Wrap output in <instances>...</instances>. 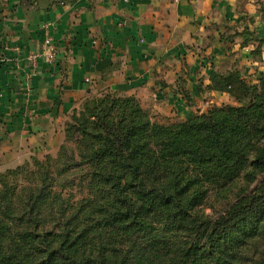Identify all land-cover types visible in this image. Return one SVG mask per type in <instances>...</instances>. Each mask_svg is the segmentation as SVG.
I'll return each instance as SVG.
<instances>
[{
	"label": "trees",
	"instance_id": "1",
	"mask_svg": "<svg viewBox=\"0 0 264 264\" xmlns=\"http://www.w3.org/2000/svg\"><path fill=\"white\" fill-rule=\"evenodd\" d=\"M225 75L211 71L212 88L232 93ZM261 88L247 105L173 125L153 121L134 96L94 100V128L82 133L87 167L74 175L87 196L48 201L46 175L15 215L18 202L0 194V264H264V80ZM240 177L254 186L202 218L197 207L207 194ZM57 201L64 222L47 210ZM46 217L61 228L52 239L43 235ZM131 240L133 257L123 251Z\"/></svg>",
	"mask_w": 264,
	"mask_h": 264
},
{
	"label": "crops",
	"instance_id": "2",
	"mask_svg": "<svg viewBox=\"0 0 264 264\" xmlns=\"http://www.w3.org/2000/svg\"><path fill=\"white\" fill-rule=\"evenodd\" d=\"M47 33L57 59H39L33 75L27 56ZM263 38L264 0H0V157L54 133L98 88L150 87L158 113L201 114L230 96L211 71L231 70Z\"/></svg>",
	"mask_w": 264,
	"mask_h": 264
},
{
	"label": "rangeland",
	"instance_id": "3",
	"mask_svg": "<svg viewBox=\"0 0 264 264\" xmlns=\"http://www.w3.org/2000/svg\"><path fill=\"white\" fill-rule=\"evenodd\" d=\"M259 48L260 55L257 56L258 53L256 51L259 50ZM253 49L255 51L254 54H248L246 57L243 56L240 63L235 62L231 70H227L223 73L224 75L226 74L225 76L231 75L230 80H232L234 84L233 92L228 94L230 95L228 99L218 97L219 99L217 101L220 104H208L201 114L215 107L227 104L232 106L247 105L257 92L262 91L261 87L264 80V38L256 39V43L253 44ZM150 89V87H145L141 90L139 96L130 93H121L107 87L91 90L86 96L80 98L72 106L68 107L66 111H63L60 115L61 118L56 123L54 133L46 134L43 137L41 136L37 141H30L28 144H24L18 148L17 152H9L1 155L0 194L18 202L15 206L16 210L14 209L12 213L16 215L19 212L20 203L28 197L30 192L36 191L37 188L41 186L43 178L46 175L51 183L49 186L51 193L48 201H53L56 194H61L63 198L71 202L87 196V190L82 191L78 186L80 177L78 176V178H76L74 175L87 167V164L80 165V163H85L81 154L87 149L86 141L90 140L88 136H83L82 133H85V128H87L89 133H92L94 128V124L92 123L94 118L87 109L88 105L93 106L94 100L104 97L107 94L119 97L134 96L139 101L142 108L149 113L153 121L164 125H173L193 117L179 118V116H175L174 114L165 116L158 113L153 105L154 103H152L153 100L150 99L152 98ZM212 96L214 98L216 97L215 95ZM85 114L86 120L84 119ZM69 175L71 178H76V185H65V177H70ZM72 175L74 177H72ZM254 184V182L250 184L248 180H244L240 177L229 188L223 190L217 188V190L214 191L212 189L210 193L207 194L205 200L199 204L197 211L204 219L214 217L220 214L230 202L234 201L238 193L248 189L250 185L254 186ZM60 205L61 204L58 205L57 201L47 210H53L52 215L59 219L58 221L64 222L67 220L68 216L57 212V208H59ZM6 214L2 216L3 220L7 221V225L12 227L13 234H15L16 224L6 220ZM46 219L48 221L46 224L47 226L42 229L44 230L43 235H48L47 238L52 239L54 234H59L61 228L56 225L54 226L47 217ZM10 241L11 235L7 234L5 246L7 245L6 243H10ZM123 249L125 254L133 257V240L125 244ZM119 255L122 254L119 253L118 256ZM122 257L123 256L114 257V260L121 261ZM39 258L40 255H38L37 258L35 256L36 260Z\"/></svg>",
	"mask_w": 264,
	"mask_h": 264
},
{
	"label": "built area",
	"instance_id": "4",
	"mask_svg": "<svg viewBox=\"0 0 264 264\" xmlns=\"http://www.w3.org/2000/svg\"><path fill=\"white\" fill-rule=\"evenodd\" d=\"M15 50L20 52L21 47L19 45L15 46ZM58 47L54 42L50 34H46L42 43V47L39 51L32 52L28 54L27 59L33 67L32 74H36L38 68H40L39 59H43L46 63H54L57 59Z\"/></svg>",
	"mask_w": 264,
	"mask_h": 264
}]
</instances>
